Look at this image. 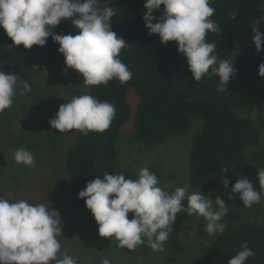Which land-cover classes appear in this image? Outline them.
Here are the masks:
<instances>
[{"label":"clouds","instance_id":"obj_1","mask_svg":"<svg viewBox=\"0 0 264 264\" xmlns=\"http://www.w3.org/2000/svg\"><path fill=\"white\" fill-rule=\"evenodd\" d=\"M99 3L100 0H0V27L13 41L9 49L20 45L25 49L34 45L43 47L51 37L60 45L58 51L65 58V74L67 69L77 71L87 86L107 85L114 79L123 84L133 75L119 58L129 43L112 30L111 20L117 10L106 3L101 8ZM162 5L163 14L155 16ZM144 7L148 34H158L162 44L177 42L178 51L186 57L198 84L203 77L215 75L219 77L217 92L226 91L237 70L232 61L219 58L215 54L216 43L206 39L209 32L219 30V25L210 19L215 13L210 0H146ZM236 15L233 13L232 18ZM69 18L79 33L56 34L55 27ZM256 25H264V17L252 24V43L260 52L264 50V33ZM37 67L32 68L37 71ZM42 73L47 76L46 69ZM259 76L264 78V62L259 65ZM18 89L20 95L32 90L28 82L20 81L18 74L0 70V113L13 105ZM115 115L113 103L83 94L61 104L49 124L60 133L78 130L88 135L107 130ZM13 154L16 163L28 168L36 166L31 151L18 148ZM258 180L260 191L255 190L247 176L239 178L231 188V193L239 194L244 207L264 202V169H258ZM159 183L157 175L144 167L135 180L126 179L120 172L96 176L78 195L97 222L99 235L117 241L120 248L135 250L146 244L163 253L165 242L173 234L177 214L184 212L203 217L204 230L209 235L223 234L227 225L221 221L228 205L219 195L213 202L211 194L190 191L192 185L169 192ZM223 185L228 188L227 178L223 179ZM233 198L230 194L229 199ZM129 213L133 214L131 219ZM61 224L60 214L52 207L0 196V264H78L77 258L61 251L57 239L62 232ZM240 249L228 264H246L255 256L247 242ZM101 264L111 261L104 258Z\"/></svg>","mask_w":264,"mask_h":264},{"label":"trees","instance_id":"obj_2","mask_svg":"<svg viewBox=\"0 0 264 264\" xmlns=\"http://www.w3.org/2000/svg\"><path fill=\"white\" fill-rule=\"evenodd\" d=\"M107 0H100L99 6ZM117 10L111 20L112 30L129 44L122 49L119 58L133 73L126 83L111 80L107 85L90 86L88 94L100 101L115 105L116 115L110 127L103 132L78 131L74 144L66 154L65 170L70 183L67 189L80 223L98 230V224L86 207L79 192L87 182L105 173H123L126 179H138V175L123 166L119 158L117 140L123 126L133 118L132 136L142 146L153 147L169 136L185 133L194 116L203 119L201 129L195 134L189 154L191 174L195 185L203 191L218 190L230 194L239 178L249 175L252 162L264 168V144L262 133L253 120L240 115L237 109L250 107L255 100L264 101V78L259 76V65L264 62V50L257 52L252 43L253 22L264 17V0H210L215 9L213 19L217 32L207 34L208 42L216 43L221 59L234 63L237 74L227 84V90L217 92L218 76H205L198 84L187 59L178 51L177 42L162 44L158 34L149 35L143 20L141 4L136 0H117ZM235 13L236 18H232ZM264 33V25H256ZM72 19L62 20L56 26V34L79 33ZM13 41L0 27V70L11 71L24 78L33 66L37 70L47 68L53 61L56 47L51 37L45 46L23 45L9 49ZM134 89L139 97L135 112L128 99ZM19 90H17V94ZM158 180L161 173L157 163L149 168ZM229 180L226 189L223 179ZM260 191V190H259ZM264 199V195H262ZM259 204H253L255 208ZM227 217L238 219V213L228 208ZM247 242L255 252L246 264H264V220L248 218L225 229L215 241L206 247L197 264H228ZM173 250H184L183 243L170 234L165 242Z\"/></svg>","mask_w":264,"mask_h":264},{"label":"rangeland","instance_id":"obj_3","mask_svg":"<svg viewBox=\"0 0 264 264\" xmlns=\"http://www.w3.org/2000/svg\"><path fill=\"white\" fill-rule=\"evenodd\" d=\"M116 1L107 0L100 7L103 8L106 3L116 9ZM136 1L141 4L140 9L145 14L146 0ZM163 7L154 15H162ZM59 47H56L54 59L47 68L30 71L26 77L20 78V81L28 82L32 90L15 95L13 105L0 113V196L13 201L24 199L32 204L42 203L58 211L62 220V232L57 237L62 245L61 251L77 258L78 264H101L104 258H108L111 264H197L203 250L219 234L209 235L204 230L205 219L195 214H177L173 233L184 245L181 252L173 250L168 244H164L163 253L153 251L146 244L135 250L120 248L117 241L101 237L98 230L80 223L67 191L70 180L65 170L66 154L74 144L78 130L60 133L51 127L49 120L55 117L59 106L70 101L73 96L88 94L90 86L83 83L84 77L75 70L67 69L65 74V58L59 53ZM45 69L47 76L42 73ZM128 99L134 113L139 101L134 89L129 90ZM236 112L253 120L262 133L261 142L264 144V101L255 100L250 107L237 109ZM132 123L133 118L123 126L117 140L123 166L138 175L141 168L149 169L157 163L161 173L159 186L163 190L171 192L176 187L192 185L190 191L211 194L213 202L219 195L228 208L239 214V220H264V202L254 212L250 207H244L239 194H231L234 198L230 200V193L203 191L195 185L189 154L192 140L204 123L202 118L192 117L185 133L169 136L165 142L153 147L139 145L133 139ZM18 148L33 153L36 161L34 168L16 163L13 153ZM258 169L264 168L260 163L252 162L248 175L257 191L260 190ZM184 205L187 207L186 200ZM132 215L129 213V219ZM238 219L225 215L221 222L229 227L236 224Z\"/></svg>","mask_w":264,"mask_h":264}]
</instances>
